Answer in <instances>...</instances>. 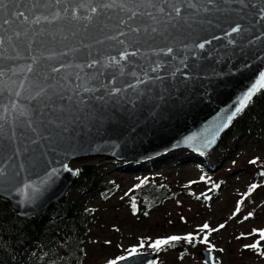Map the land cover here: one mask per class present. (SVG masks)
Instances as JSON below:
<instances>
[{
	"label": "water",
	"instance_id": "obj_1",
	"mask_svg": "<svg viewBox=\"0 0 264 264\" xmlns=\"http://www.w3.org/2000/svg\"><path fill=\"white\" fill-rule=\"evenodd\" d=\"M263 82L264 0H0V197L31 216L73 159L206 153Z\"/></svg>",
	"mask_w": 264,
	"mask_h": 264
},
{
	"label": "rangeland",
	"instance_id": "obj_2",
	"mask_svg": "<svg viewBox=\"0 0 264 264\" xmlns=\"http://www.w3.org/2000/svg\"><path fill=\"white\" fill-rule=\"evenodd\" d=\"M166 151L129 164L105 155L70 162L75 168L100 164L104 176L120 186L107 200L89 189L83 193L70 188L65 193L94 211L83 264H105L136 253L141 246H158L172 238L193 239L195 247L188 253L183 248H169L163 252L161 264H204L198 252L205 246L213 252L216 264H264V252L259 251L264 245V178L258 173L264 165L255 166L264 161V130L256 139L233 137L226 147L218 145L204 156L200 154L202 157L181 145ZM162 156L166 159L160 165H152ZM223 167L231 171L225 174ZM200 169L219 175L211 179ZM146 176L163 177L174 194L148 217H142L126 202L130 190ZM209 190L213 192L201 198Z\"/></svg>",
	"mask_w": 264,
	"mask_h": 264
},
{
	"label": "trees",
	"instance_id": "obj_3",
	"mask_svg": "<svg viewBox=\"0 0 264 264\" xmlns=\"http://www.w3.org/2000/svg\"><path fill=\"white\" fill-rule=\"evenodd\" d=\"M262 130L264 85L236 116L220 145L226 147L238 136L256 138ZM104 175L100 164H85L79 168L73 188L83 193L89 189L107 199L117 192L118 186ZM170 198L169 184L163 178L151 177L144 179L128 195V203L134 211L146 216ZM93 222L94 212L87 203L83 205L67 196L47 210L26 217L17 215L7 201L0 198V264H82ZM174 245L185 251L191 247L178 240L169 242L162 249Z\"/></svg>",
	"mask_w": 264,
	"mask_h": 264
},
{
	"label": "bare ground",
	"instance_id": "obj_4",
	"mask_svg": "<svg viewBox=\"0 0 264 264\" xmlns=\"http://www.w3.org/2000/svg\"><path fill=\"white\" fill-rule=\"evenodd\" d=\"M168 156V155H167ZM166 158H164L163 156L162 157H159L157 159H154V161L152 162V165L153 163L155 164H161V162H163ZM142 166V163L140 164ZM136 169H139L140 167H138L137 165L135 166Z\"/></svg>",
	"mask_w": 264,
	"mask_h": 264
}]
</instances>
